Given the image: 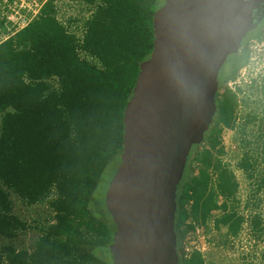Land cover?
Here are the masks:
<instances>
[{
  "label": "trees",
  "instance_id": "trees-1",
  "mask_svg": "<svg viewBox=\"0 0 264 264\" xmlns=\"http://www.w3.org/2000/svg\"><path fill=\"white\" fill-rule=\"evenodd\" d=\"M163 3L46 0L26 27L0 43V238L11 242L0 248V264H111L115 226L102 188L106 172L119 165L123 112L139 65L150 57L152 17ZM62 4L79 6L81 15L61 20ZM234 75L218 78L213 121L203 144L192 147L177 187L178 264H224L215 239L225 233L226 242L242 231L239 190L245 185L250 191L258 172L264 184V143L237 146L244 152L236 158L220 141L223 129L236 128L240 108L247 110L242 132L253 124L264 132L254 92L250 107L222 90ZM247 152H254L259 170ZM15 199L52 216L37 224L28 249L14 244L31 229L15 214ZM249 214L251 230L264 226L263 211ZM197 227L208 250L185 253L186 236ZM211 255L215 260L207 259Z\"/></svg>",
  "mask_w": 264,
  "mask_h": 264
},
{
  "label": "water",
  "instance_id": "water-1",
  "mask_svg": "<svg viewBox=\"0 0 264 264\" xmlns=\"http://www.w3.org/2000/svg\"><path fill=\"white\" fill-rule=\"evenodd\" d=\"M263 18L264 0H164L154 13L104 194L111 264H178L176 191L188 155L213 121L223 65Z\"/></svg>",
  "mask_w": 264,
  "mask_h": 264
},
{
  "label": "rangeland",
  "instance_id": "rangeland-1",
  "mask_svg": "<svg viewBox=\"0 0 264 264\" xmlns=\"http://www.w3.org/2000/svg\"><path fill=\"white\" fill-rule=\"evenodd\" d=\"M61 11L65 15L64 17H60V19L65 20L66 22L70 17L71 18L79 17L82 13V9L79 6L68 5V4H62L60 10V16L62 14ZM81 57L91 63L95 62L94 60L84 55H82ZM229 60H227L225 64H227ZM222 71H220L221 72L220 75L222 74ZM207 98H209V96ZM259 110L260 108H254V112L256 113H258ZM246 111L247 110L244 111L241 108L238 109V114H237L238 123L236 125V128L232 131L223 129L220 134V141L224 148V153L226 149L229 151H233L234 156L233 155L232 156L236 158H238L240 154L244 152V150L239 149L237 146H239L240 148L245 147L247 149V147L250 145L251 148L255 149L257 146H260L264 143V132L262 133L257 132L258 129L260 130L261 127L260 125L258 124L248 125L246 127L245 133L242 132V124H243L242 120L245 119ZM261 116L264 117L263 114ZM262 129H264V124H262ZM203 142L204 141L202 139V141L198 145L203 144ZM248 157L250 158V163H252L253 165V169L259 170V168L255 167L256 164L254 163V161L256 159L254 152L252 154L248 153ZM222 160L225 163V155L222 157ZM114 173H112L111 170L106 172L105 180L102 188L103 202H104V194ZM258 174L255 173L256 175L254 179L255 182L254 184L251 183L250 191L247 190L249 189V187L245 185H242L239 190L240 192L239 201L241 203L239 206L240 209L239 211L244 216V223L242 226L241 233L235 239H226L227 240L226 242H225V233H220L219 235L216 236L215 240L219 246L215 248H217V252H219V256H220L219 258L220 260H223L224 264L225 263L248 264V263H259L261 261H264V226L262 228L259 226V228H257L256 230L254 228L251 230L250 229L251 226L249 222L251 218L249 213L258 211L259 209L260 211L264 212V184L261 181V177H258ZM256 190H257L256 193L254 194L250 193L251 191H256ZM14 203L15 206L16 205L19 206L16 207V212L20 213V209H21L20 214L22 216V219L25 220L28 223L29 227L31 228L25 231L19 237V239L16 240L14 244L19 249L22 248L28 249L37 235V232L34 229H36L38 225L40 226L41 224L51 220L52 216L50 214V211L45 207L22 206L17 199L14 200ZM206 242H207L206 237H203L201 235V229L200 227H197L194 233H189L186 236V242H185L186 246L184 247V251L185 249H187V251L188 250L190 251L192 249V250H199L202 253H206L208 250L207 249L208 246L206 245L207 244ZM8 243L10 244L11 242H8L0 238V248L4 245H7ZM210 258L211 257L209 256V258L207 259Z\"/></svg>",
  "mask_w": 264,
  "mask_h": 264
},
{
  "label": "flooded vegetation",
  "instance_id": "flooded-vegetation-1",
  "mask_svg": "<svg viewBox=\"0 0 264 264\" xmlns=\"http://www.w3.org/2000/svg\"><path fill=\"white\" fill-rule=\"evenodd\" d=\"M224 66L219 77L225 78L234 72L235 75L223 83L222 90L227 89L237 94L239 104L243 106V102H246L250 107L253 106L251 94L254 92L258 99L255 107L261 108L264 114V18L246 36L238 52ZM219 86L218 80V88Z\"/></svg>",
  "mask_w": 264,
  "mask_h": 264
},
{
  "label": "built area",
  "instance_id": "built-area-1",
  "mask_svg": "<svg viewBox=\"0 0 264 264\" xmlns=\"http://www.w3.org/2000/svg\"><path fill=\"white\" fill-rule=\"evenodd\" d=\"M41 1L43 0H0V21L19 31L37 16ZM185 251L189 252L187 249Z\"/></svg>",
  "mask_w": 264,
  "mask_h": 264
},
{
  "label": "crops",
  "instance_id": "crops-1",
  "mask_svg": "<svg viewBox=\"0 0 264 264\" xmlns=\"http://www.w3.org/2000/svg\"><path fill=\"white\" fill-rule=\"evenodd\" d=\"M45 1L46 0H43V1H41L40 2V8H39V11H40V9L42 8V6H43V4L45 3ZM61 4V3H60ZM60 7H61V5H60ZM39 13V12H38ZM61 16L60 17H64V13L61 11ZM35 17H33L32 18V20L34 19ZM31 20V21H32ZM17 31H15L10 25H7V24H4V22L3 21H0V43H2V42H4L6 39H8V38H10L11 36H13L15 33H16ZM231 165H232V167L234 166L232 163H231ZM235 174H236V172H235ZM239 173L237 172V175H238ZM239 176V175H238ZM16 207H19V206H17L16 205ZM20 209V208H19ZM15 214L17 215V216H19L21 219H22V216H21V209H20V213H17L16 212V208H15ZM211 258L209 259V260H215V258H214V256L213 255H211L210 256ZM208 258H209V256H208Z\"/></svg>",
  "mask_w": 264,
  "mask_h": 264
}]
</instances>
